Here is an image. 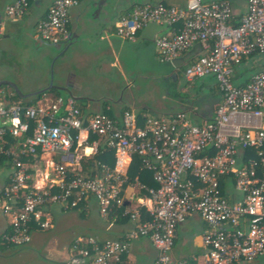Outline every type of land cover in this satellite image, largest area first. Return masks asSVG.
Wrapping results in <instances>:
<instances>
[{"label":"built area","instance_id":"built-area-1","mask_svg":"<svg viewBox=\"0 0 264 264\" xmlns=\"http://www.w3.org/2000/svg\"><path fill=\"white\" fill-rule=\"evenodd\" d=\"M37 1L15 0L5 14L20 18ZM243 1L247 12L237 23L228 4L205 0H188L183 8L133 5L114 23L115 34L128 40L151 23L170 28L156 40L162 61L173 62L194 44L201 46L202 54L186 66L183 78L191 83L213 77L222 101L214 117L200 125L183 112L86 117L72 98L49 94L32 105L0 102L5 175L0 213L9 220L0 234L2 245L24 247L34 232L49 230L53 206L71 211L95 200L102 218L119 212L135 227L123 242L77 238L64 264H117L129 242L144 236L158 252L153 264H177L169 256L175 231L192 215L207 225L201 264H252L264 257V69L242 85L232 81L234 67L264 54V0ZM76 4L54 0L38 25L42 41L69 42L70 9ZM100 146L113 153V167L89 163L94 170L85 169L82 161L99 154ZM45 157L51 175L43 176ZM134 159L156 186L135 181L151 200L141 211L128 210L121 197Z\"/></svg>","mask_w":264,"mask_h":264},{"label":"crops","instance_id":"crops-1","mask_svg":"<svg viewBox=\"0 0 264 264\" xmlns=\"http://www.w3.org/2000/svg\"><path fill=\"white\" fill-rule=\"evenodd\" d=\"M14 1L0 0V35L3 38L0 40L1 55L13 53L12 51L21 52V49L15 48V43L20 44L25 50L31 47L41 49L44 45L49 44L40 39L38 25L45 19L54 0H38L30 4L29 9L23 16L13 19L6 16L5 9ZM187 1L77 0V4L70 9L68 25V33L73 40L72 43L69 45L53 44L58 51V55L62 53L57 57V61L63 57L67 66L63 63L61 66L56 67V61L53 69H51V58L53 59L55 55L50 59L35 57L28 60L25 58L23 61L15 62L12 65V70L20 72V75L16 73L12 77L10 74H4L6 69L11 70V66L2 65L1 63L4 72L0 75V82H10L16 86L21 94L31 97L44 93L52 97L72 98L75 104L83 109V115L86 117L94 114L121 115L124 111H132L137 115L152 114L159 116L183 112L187 116L188 113L195 110L198 113L195 117L200 119V121L191 119L196 123L192 124L200 125L204 121L211 120L214 117L215 111L222 101L213 77L202 78L210 80L213 83L212 85L208 84L214 98L210 114L202 112L200 115L199 111L202 108L194 109V104L190 98L188 96L184 97L186 94L177 99L175 98L178 111L172 109L161 110V108L151 109V107L137 105L129 96L125 99L122 97L123 101L125 100L123 105H118L116 102L109 100L113 89L117 86L121 85L125 92L129 90V87L134 85V76H137L134 74L142 68L148 70V72H152L154 75L152 76V73L141 74L137 76L138 79H149L152 82V80L156 81V78L164 75L174 80L173 82H178L183 78L186 66L202 54L201 46L194 44L173 62L160 60L157 54L156 40L170 31V28L162 24H148L137 33L133 40L123 39L115 34V21L120 15L128 12L133 5L147 3L183 8L186 6ZM205 2L228 4L233 13V23L239 22L247 12V5L243 0H205ZM254 57L246 58L240 66L234 67L232 81L238 80L239 82L236 85H242L250 78L248 74L245 75L246 69L241 68V66ZM165 65L170 66L172 71L169 72L168 67L162 68ZM28 67L30 70H26ZM94 68L104 71L102 76L92 74L91 71ZM162 69L166 71V74L161 73ZM52 71L53 80H51ZM112 71L118 72V75L116 74L118 78L115 75H110ZM83 72H91V83H87L84 80ZM32 80H35V82H32ZM97 89L104 91V100L94 95L97 93ZM1 91L2 98L0 102H7V95H10L13 90L9 86H6L5 90ZM138 101L142 102V99H137ZM154 110H158V112ZM187 117L190 120V116L188 115ZM90 152L91 150H86L87 154ZM55 158V160H58L57 157ZM44 161L46 163L41 162L42 166H40L41 171H44L42 175L44 176L46 171L51 175L49 158L45 157ZM82 163L86 164L84 165L85 169L91 168L88 165L89 163H95L96 165L103 164L111 168L114 165L113 153L108 152L104 154L102 152L92 156L91 159L85 162L82 161ZM91 169L94 170V168ZM3 175L2 170H0V187L4 182ZM127 176L130 179V183L124 185L121 192V197L125 202L124 206L128 210H145L151 203L150 197L145 191L138 190L134 186V183L137 180L147 187L155 188L152 175L142 171L138 160L134 159L127 170ZM42 182L40 180L38 184L40 185ZM51 215L52 227L46 231L34 232L32 240L27 246L5 247L0 245V250H5V252L0 253V259H13L16 261L15 264H64L70 258V247L77 238L92 237L99 241L123 242L126 239V235L135 227L133 222L121 216L119 212L112 213L108 218H102L95 200H88L80 208L71 211H62L59 207L53 206L51 207ZM7 227L8 218L0 213V234ZM55 228L58 229V236L53 231ZM73 228H79L83 231L76 233L72 231ZM206 229V223L197 215L189 216L181 223L175 231L174 246L169 253L171 260L177 264H201L205 250L202 245V236ZM68 230L72 232L71 237L67 241H59L65 238V236L68 237ZM45 232L49 233L45 234ZM6 250L18 251L8 252ZM4 253L8 254L3 255ZM157 255L158 252L152 244L151 239L148 236L139 237L129 242L128 250L117 264H153L157 259ZM252 264H264V257Z\"/></svg>","mask_w":264,"mask_h":264},{"label":"rangeland","instance_id":"rangeland-1","mask_svg":"<svg viewBox=\"0 0 264 264\" xmlns=\"http://www.w3.org/2000/svg\"><path fill=\"white\" fill-rule=\"evenodd\" d=\"M15 48L16 49H21V52H15L12 51L13 53H5L3 55L0 54V75L4 72L2 65H10L11 66V70L6 69L4 74H10L12 77L16 75V73H18L20 75L19 71H14L12 70V65H14L15 62L18 61H23L25 58L26 59H31V58H51L53 57V59L51 58V64L50 67L51 69H53V66L55 65V62L57 61V57L62 54L60 53L58 55V51L57 49H55V46L53 44L49 45H44L41 49H34L33 47L29 48L28 50H25L24 48L21 47L20 44L15 43ZM69 52V51H68ZM67 52V53H68ZM65 63L66 61L63 60V57L59 58L57 63H56V67L61 66V64ZM167 64V63H165ZM148 65V64H145ZM67 66V64H66ZM164 67H168V71L171 72L172 69L170 66L165 65ZM241 68L246 69L245 71V75L248 74V77L258 71V70H262L264 69V55L260 56V55H255L254 58H252V60H248L245 63H243V65L241 66ZM253 69V70H252ZM26 70H30V68L28 67ZM27 72V71H26ZM92 74L97 75V76H102V73H104V71H101L99 68H94L92 69ZM91 72L86 73L83 72V76H84V80L87 83H91L92 81V76H91ZM166 74V71H161V73ZM22 73V72H21ZM29 73V71H28ZM132 73H134V71H132ZM146 73H152V72H148V70L145 69H141L139 72H136V74L134 75H141V74H146ZM118 72H114L112 71L110 73V75H115L116 78ZM152 76L154 75L153 73L151 74ZM163 75V74H161ZM137 76H134V85L130 86L129 90H126V92L124 91L123 87L117 86L116 88L113 89V92L111 93V96L109 98V100L111 102H116L118 105H123V103H125L123 101V99L127 98L128 96L130 98L133 99V101L135 103H137V105H141V106H145V107H151V109H160L161 110H174V111H178V107L177 104L175 103V98H179L182 97L184 94H186V96L184 97H189L191 102H193L194 104V109L196 108L199 109L200 107L202 109H200L199 114L201 115L202 112L204 114H210L212 112V105H213V95L211 92V89L208 87V84H213L212 81L207 80V79H202V80H195L192 83H186L185 80L182 78L180 79L178 82H173L174 80L167 78V76H161L156 78L155 80H152V82L149 79H138ZM138 79V80H136ZM28 80V79H26ZM51 80H53V71L51 74ZM148 81V83H147ZM32 82H35V80H32ZM239 82L238 80L233 81V83L236 85V83ZM212 87V86H211ZM122 89V90H120ZM97 93H95L94 95L97 97H100L99 99L104 100V91H101L100 89L96 90ZM2 91L0 90V93ZM216 97H218L217 95H214ZM102 97V98H101ZM123 97V99H122ZM137 99H142V102H137ZM116 100V101H114ZM121 101V102H118ZM113 104V103H112ZM157 111L158 110H154ZM208 111V112H205ZM136 112V111H135ZM198 113L195 112V110H193V112L188 113V115L190 116V120L193 119L194 121H200V119H197L195 117V115H197ZM187 115V116H188ZM191 123H194L191 120ZM196 124V123H194ZM9 172V170H8ZM9 221V220H8ZM53 231L56 232V235H59L58 229L55 228ZM72 231L76 232V233H80L81 231H83L82 229L79 228H73ZM58 232V234H57ZM49 232H45V234H48ZM68 237L65 236V238L60 239L59 241H67L71 235L72 232L70 230L67 231ZM8 252L11 251H18V250H6ZM36 251V250H34ZM40 251V250H39ZM5 252V250H0V253ZM8 253H4L3 255H7ZM16 261L13 259H0V264H15Z\"/></svg>","mask_w":264,"mask_h":264},{"label":"trees","instance_id":"trees-1","mask_svg":"<svg viewBox=\"0 0 264 264\" xmlns=\"http://www.w3.org/2000/svg\"><path fill=\"white\" fill-rule=\"evenodd\" d=\"M5 87L6 86L1 87L0 90H5ZM41 95H42V93L41 94H38V95H34L30 99L24 100V99H21L15 92L12 91L11 94L10 95H7V96H8V101H10L12 103H17V104H21V105H32V104H35V102L39 99V97ZM1 98H2V93H0V99ZM77 106L83 112V109L79 105H77ZM93 138L94 137H91V139L89 140V142H92V139ZM104 150H105L104 149V146H100V148H99V151L100 152L99 153H102V152H104V154L105 153H108V151H104ZM0 245H2V244L0 243ZM2 246H5V245H2ZM5 247H7V246H5Z\"/></svg>","mask_w":264,"mask_h":264},{"label":"water","instance_id":"water-1","mask_svg":"<svg viewBox=\"0 0 264 264\" xmlns=\"http://www.w3.org/2000/svg\"><path fill=\"white\" fill-rule=\"evenodd\" d=\"M1 39H3L2 38V35H0V40ZM72 38H71V36H70V40H69V42L67 43V45H69V44H71L72 43ZM68 47V46H67ZM66 47V48H67ZM59 48H61V46H59ZM2 86H9L21 99H27V98H29V97H31V96H29V95H23V94H21L20 92H19V90L16 88V86H14L12 83H10V82H0V88L2 87ZM66 91H68V90H66Z\"/></svg>","mask_w":264,"mask_h":264}]
</instances>
